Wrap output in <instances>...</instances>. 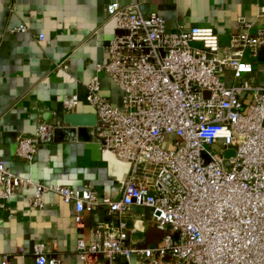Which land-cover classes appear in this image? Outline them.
<instances>
[{
    "label": "built area",
    "instance_id": "built-area-1",
    "mask_svg": "<svg viewBox=\"0 0 264 264\" xmlns=\"http://www.w3.org/2000/svg\"><path fill=\"white\" fill-rule=\"evenodd\" d=\"M107 14L117 34L97 72L121 91V106L101 95L97 75L85 100L96 116L101 157L118 168L116 197L89 186L45 185L0 160V209L22 189L33 191L29 205L39 210L47 195H57L76 225L84 212L102 208L87 240L76 241L82 262L264 264V84L256 64L245 60L264 49V6L257 15L262 26L251 34V23L242 21L226 47L212 28L168 32L161 16L143 14L134 1L110 3ZM77 105L78 97L69 96L65 113ZM60 126L38 115L34 134L17 138L16 158L32 166L39 146L51 143ZM134 208L149 214L135 218ZM150 226L164 236L143 248L145 237L135 238ZM33 255L36 264H60L40 243ZM0 264H9L7 256Z\"/></svg>",
    "mask_w": 264,
    "mask_h": 264
},
{
    "label": "crops",
    "instance_id": "crops-1",
    "mask_svg": "<svg viewBox=\"0 0 264 264\" xmlns=\"http://www.w3.org/2000/svg\"><path fill=\"white\" fill-rule=\"evenodd\" d=\"M133 1L143 14L161 16L168 32L212 28L223 47L240 32L242 21L251 23V34L262 26L257 15L264 0H0V160L12 173L74 190L89 186L100 196L116 197L117 166L102 157L93 161L82 144H42L32 166L17 159L15 150L17 138L34 134L38 115L57 122L64 100L73 94L78 105L72 113L94 114L85 96L95 75L101 95L121 106V91L97 66L106 61L105 47L117 34L107 6ZM245 60L256 64L258 82L264 84V49L254 59L246 54ZM63 64L67 69L59 67ZM32 195L22 189L0 209V256H7L9 264H36L33 246L40 243L60 264H93L94 257L82 262L75 246L78 239L87 240L103 209L84 212L76 225L60 197L47 195L39 210L29 205ZM144 211L134 208L135 218L147 217ZM143 237L139 233L135 239Z\"/></svg>",
    "mask_w": 264,
    "mask_h": 264
},
{
    "label": "water",
    "instance_id": "water-1",
    "mask_svg": "<svg viewBox=\"0 0 264 264\" xmlns=\"http://www.w3.org/2000/svg\"><path fill=\"white\" fill-rule=\"evenodd\" d=\"M62 124L53 130L52 141L56 144L79 143L83 148L89 150L93 161L101 160L99 145L94 141V127L96 126L95 114L62 113L58 120ZM227 152L226 155H229ZM164 236V232L153 226L145 232V242L142 246L156 244Z\"/></svg>",
    "mask_w": 264,
    "mask_h": 264
},
{
    "label": "rangeland",
    "instance_id": "rangeland-1",
    "mask_svg": "<svg viewBox=\"0 0 264 264\" xmlns=\"http://www.w3.org/2000/svg\"><path fill=\"white\" fill-rule=\"evenodd\" d=\"M144 213L146 214V211H144ZM147 213H149V212H147Z\"/></svg>",
    "mask_w": 264,
    "mask_h": 264
}]
</instances>
